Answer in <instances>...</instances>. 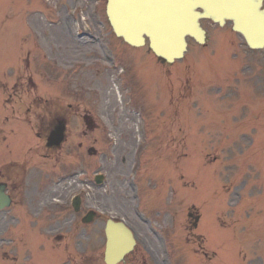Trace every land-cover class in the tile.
<instances>
[{
	"label": "rangeland",
	"instance_id": "374dc122",
	"mask_svg": "<svg viewBox=\"0 0 264 264\" xmlns=\"http://www.w3.org/2000/svg\"><path fill=\"white\" fill-rule=\"evenodd\" d=\"M105 6L106 0H0V84H10L19 76L10 105L13 112H6L11 121L5 123L4 115L0 117L4 130L0 132V178L15 183L16 177L8 176L10 167L3 166L15 161L16 155L20 161L27 156L35 174L25 191L12 190L14 202L24 201V207L14 204L0 213V237L7 244L3 256L24 257L20 248L29 245L26 230L19 229L18 217L9 222V216L26 211L43 218L39 224L32 223L40 237L65 235L61 245L51 237L44 242L32 233L30 242L42 241L44 247H65L70 242L73 254L74 245L100 253L103 237L98 227L93 229L95 240L89 242V232H84L88 228L70 227L74 212L61 208L83 190V213L97 208L120 214L135 205V198L137 205L149 211L162 209L152 213L149 222L156 233L150 252L160 264H264V199L256 203L257 185L252 193L241 183L243 178L255 182L256 163H262L258 164L259 179L264 177V52L250 50L235 33L225 42L220 36L225 30H216L207 49L193 41L183 59L165 62L149 52L147 45L135 48L118 38ZM206 26L210 34L216 28ZM52 58L66 65L85 60L88 65L69 75L58 69L59 63L53 82L49 75ZM111 66L115 69L109 73ZM136 73L140 86L133 83ZM6 87L0 88V97L10 90ZM96 91L97 102L92 101ZM224 94L229 95L223 99ZM18 101L19 111H15ZM64 114L69 120L67 140L59 150H47L38 132H44L55 115ZM101 123L110 130H104ZM22 133L26 135L23 141ZM144 138L151 142L139 149L144 151L139 167L145 173L132 188V149ZM116 140L118 144L111 146L109 142ZM89 148L104 155L89 154ZM248 156L252 157L245 163L250 168L242 170ZM96 172L105 174L103 186L95 182ZM226 174L233 180H224ZM60 179L65 181L57 184ZM237 183L241 184L236 193ZM226 203H236L232 208L242 212L234 225L227 218L222 220L229 229L221 230L219 240L213 211ZM196 204L202 206L204 216L201 229L190 232L188 212L199 209ZM223 208L226 214L228 207ZM220 212L217 215L223 216ZM137 247V259L131 264H146L149 260L141 255L146 256V248Z\"/></svg>",
	"mask_w": 264,
	"mask_h": 264
},
{
	"label": "water",
	"instance_id": "95a60500",
	"mask_svg": "<svg viewBox=\"0 0 264 264\" xmlns=\"http://www.w3.org/2000/svg\"><path fill=\"white\" fill-rule=\"evenodd\" d=\"M264 0H108L107 14L117 33L132 45H143L147 36L154 52L168 61L182 57L186 50V36L205 41V31L199 22L198 6L206 15L224 24L233 22V29L241 32L254 48L264 47ZM10 203V198L0 187V208ZM128 230L123 225L108 228L109 237L114 229ZM129 234V233H128ZM113 235V234H112ZM110 243V242H109ZM134 244L121 250L122 256ZM112 247L109 246L108 253Z\"/></svg>",
	"mask_w": 264,
	"mask_h": 264
},
{
	"label": "flooded vegetation",
	"instance_id": "af4514ba",
	"mask_svg": "<svg viewBox=\"0 0 264 264\" xmlns=\"http://www.w3.org/2000/svg\"><path fill=\"white\" fill-rule=\"evenodd\" d=\"M65 121V124H66V126H67V129H68V127H69V120L68 119H65L64 120ZM60 122V120H54L53 121V123L51 124V125H49L48 126V128H47V130H49V129H53L54 127H56L57 126V124ZM68 124H67V123ZM88 123L90 124L89 126L90 127H92L93 126V122H89L88 121ZM20 172L22 173V174H25V175H27V173H28V171H27V167H22L21 168V170H20ZM129 213H130V211H129ZM124 214H125V216L127 217V210H125L124 211ZM128 217L129 218H131L132 220H133V222H134V224H132V227L134 228V230H135V232H136V235L137 236H139V235H141V236H139L140 238H143L144 239V241H146V240H148L149 239V235H148V233L147 232H145V227H144V225H143V223H142V217H140L138 220H136V218L132 215H128ZM76 218V217H75ZM82 255V253H80V254H78V259H77V261H76V263L75 264H81V259H80V256ZM137 255H135V254H133L132 255V257H130V256H128L127 257V259H126V261L123 263V264H131L132 262H135V257H136ZM101 259V261L104 263V264H106L105 263V261H104V254L101 256V257H96V255L93 253V252H87L83 257H82V264H96L95 263V261L96 260H100ZM70 260V259H69ZM71 261V260H70Z\"/></svg>",
	"mask_w": 264,
	"mask_h": 264
}]
</instances>
